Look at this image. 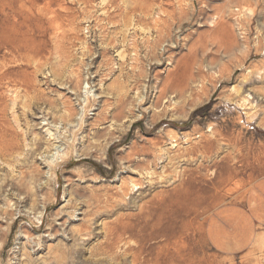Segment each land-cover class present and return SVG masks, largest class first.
Masks as SVG:
<instances>
[{
    "label": "rangeland",
    "instance_id": "rangeland-1",
    "mask_svg": "<svg viewBox=\"0 0 264 264\" xmlns=\"http://www.w3.org/2000/svg\"><path fill=\"white\" fill-rule=\"evenodd\" d=\"M0 145V264H101L146 216L117 252L264 264L263 227L205 235L264 178V0H0Z\"/></svg>",
    "mask_w": 264,
    "mask_h": 264
},
{
    "label": "crops",
    "instance_id": "crops-1",
    "mask_svg": "<svg viewBox=\"0 0 264 264\" xmlns=\"http://www.w3.org/2000/svg\"><path fill=\"white\" fill-rule=\"evenodd\" d=\"M251 186L245 200L249 212L240 209L239 205L220 208L216 214L217 219L211 216L206 220V224L211 222L216 228L206 232V238L211 237L212 233L221 239L223 245L235 251L240 249L241 244L248 247L254 241L253 228H264V178L254 180Z\"/></svg>",
    "mask_w": 264,
    "mask_h": 264
},
{
    "label": "bare ground",
    "instance_id": "bare-ground-1",
    "mask_svg": "<svg viewBox=\"0 0 264 264\" xmlns=\"http://www.w3.org/2000/svg\"><path fill=\"white\" fill-rule=\"evenodd\" d=\"M1 146L2 145H0V155H1V152H3L2 150L3 147ZM143 164L144 163H142V161L141 162L137 161L135 163L136 166H142ZM134 187H137V186L134 185ZM2 189H3V186L0 188V192L2 191ZM124 193H126V191H124ZM5 213L10 214V212L8 211ZM140 219L141 221L137 222V224H135L133 228L128 226V224L126 223L120 225L119 228L113 225L108 227V229H106L104 233L105 234L104 243H99L98 246H96L97 248L95 247V249L92 248L91 255L95 257L105 256V259L100 261L101 264H146L147 262L146 258L139 257V255H143L144 252L146 251V248L143 244H141V246H139L136 249L135 253H132L133 249L131 248H129V251L126 250L123 253H119L116 251V249H118L117 248L118 244L122 241V238L125 236L126 233L127 234L129 233V235H132V236L142 237L141 232L147 228L148 216H146L144 220H143V217ZM90 229H91L90 222H86L82 230L79 231V234H84L86 232L87 235H91L92 231H90ZM93 235L95 236L96 234H93ZM94 238H96V236ZM86 241L88 242V240ZM79 253H82V250H80ZM130 257H132V260L130 259Z\"/></svg>",
    "mask_w": 264,
    "mask_h": 264
}]
</instances>
